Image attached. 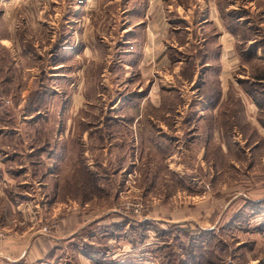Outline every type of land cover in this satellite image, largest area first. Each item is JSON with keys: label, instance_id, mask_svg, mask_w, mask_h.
<instances>
[{"label": "rangeland", "instance_id": "rangeland-1", "mask_svg": "<svg viewBox=\"0 0 264 264\" xmlns=\"http://www.w3.org/2000/svg\"><path fill=\"white\" fill-rule=\"evenodd\" d=\"M59 1L0 0V251L46 237L47 258L15 264H264V135L234 115L213 136L220 120H196L203 77L174 67L162 106L136 95L124 4ZM239 3L261 28L240 32L262 56L242 71L260 79L264 3ZM198 42L182 52L204 58Z\"/></svg>", "mask_w": 264, "mask_h": 264}, {"label": "crops", "instance_id": "crops-1", "mask_svg": "<svg viewBox=\"0 0 264 264\" xmlns=\"http://www.w3.org/2000/svg\"><path fill=\"white\" fill-rule=\"evenodd\" d=\"M49 1L51 4L60 2L59 0ZM114 1L116 4H124L122 10L126 14V26L133 28H131L130 38L127 37L124 48L119 52L126 57L121 62L122 66L125 69L130 68L137 79L142 80L135 86L138 89L134 92L136 95L142 92L140 94L142 98L155 102L151 91H156L155 95L158 97L156 104L162 106L164 101L160 96L161 93L169 89L179 90L175 84L174 75L170 78L167 74L168 69L174 67L173 72L176 78L185 80L181 81L182 84L189 82L192 85L199 76L203 77L202 85L197 89L200 95L196 97V102L203 104L202 110L205 111L199 114L196 120L200 122L220 120L222 123L219 126L215 123L212 126L213 136L217 135V130L221 131L220 135L228 136V129L233 126L234 117L231 116L234 115L240 121L243 120V124L238 125V128L243 129L246 121L259 134L264 135V124H262L264 80L250 77L244 73V70L242 71L245 66L243 51L246 48L249 50L252 48L253 57H262L260 52L256 54L253 47L258 35L244 39L240 33L246 28L254 31V28L260 27L255 24L246 25L244 18L250 20L249 15L240 13L239 11L243 9L233 6V4H240V0H61L63 4L98 5L113 4ZM243 2L244 0H241L242 4L264 3L261 0ZM200 4L205 8H202ZM193 6L196 9H202L199 13L193 14L191 22V20L188 21L191 16L181 12L189 11ZM198 26L203 33L199 32ZM194 37L199 42H203L204 58L202 59L182 52L190 46ZM176 38L179 42L185 40L186 43L181 45L176 42ZM244 43L246 47L240 49ZM171 47L178 50L177 55ZM170 49L175 56L173 53L171 56ZM202 69H205L204 73L200 72ZM147 72L152 73L153 80L151 84L145 85L143 82L148 77ZM185 73L190 75L185 76ZM256 84H261L262 90H257ZM202 95L205 97L203 98ZM138 118L144 119V114L140 113L136 119ZM149 118L155 119L153 116ZM166 118L161 120L165 121ZM164 126L165 123H161L158 127L166 131ZM6 247L0 251V264H15L21 257L26 256L28 263L42 261L50 252H53L54 244L49 238L39 237L24 252L17 243Z\"/></svg>", "mask_w": 264, "mask_h": 264}, {"label": "trees", "instance_id": "trees-1", "mask_svg": "<svg viewBox=\"0 0 264 264\" xmlns=\"http://www.w3.org/2000/svg\"><path fill=\"white\" fill-rule=\"evenodd\" d=\"M240 49H244V46H241ZM243 54H244L245 57H246V56H253V55H254V54L251 53L249 50H247V51L244 50V51H243ZM260 79H264V77H263V78H260ZM257 86H260V87H261L262 85H261V84H256V88H257ZM257 90H262V89H258V88H257ZM254 97H256V96L254 95Z\"/></svg>", "mask_w": 264, "mask_h": 264}]
</instances>
